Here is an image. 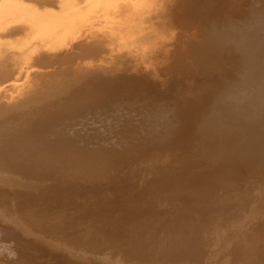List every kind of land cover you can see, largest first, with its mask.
Listing matches in <instances>:
<instances>
[{
    "label": "bare ground",
    "instance_id": "obj_1",
    "mask_svg": "<svg viewBox=\"0 0 264 264\" xmlns=\"http://www.w3.org/2000/svg\"><path fill=\"white\" fill-rule=\"evenodd\" d=\"M0 253L264 264V0H0Z\"/></svg>",
    "mask_w": 264,
    "mask_h": 264
},
{
    "label": "rangeland",
    "instance_id": "obj_2",
    "mask_svg": "<svg viewBox=\"0 0 264 264\" xmlns=\"http://www.w3.org/2000/svg\"><path fill=\"white\" fill-rule=\"evenodd\" d=\"M14 259L10 258L8 255L4 253H0V261L2 263L11 264Z\"/></svg>",
    "mask_w": 264,
    "mask_h": 264
}]
</instances>
